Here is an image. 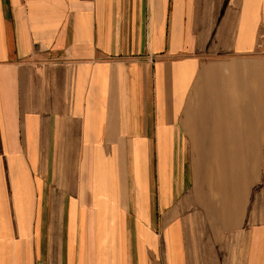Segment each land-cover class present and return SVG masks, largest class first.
Instances as JSON below:
<instances>
[{
	"label": "crops",
	"instance_id": "obj_1",
	"mask_svg": "<svg viewBox=\"0 0 264 264\" xmlns=\"http://www.w3.org/2000/svg\"><path fill=\"white\" fill-rule=\"evenodd\" d=\"M0 264H264V0H0Z\"/></svg>",
	"mask_w": 264,
	"mask_h": 264
}]
</instances>
